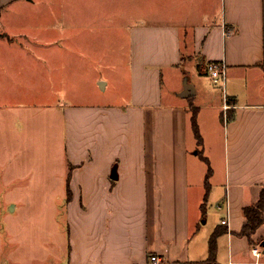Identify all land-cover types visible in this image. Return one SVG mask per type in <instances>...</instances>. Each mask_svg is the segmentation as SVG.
<instances>
[{
  "label": "crops",
  "instance_id": "crops-1",
  "mask_svg": "<svg viewBox=\"0 0 264 264\" xmlns=\"http://www.w3.org/2000/svg\"><path fill=\"white\" fill-rule=\"evenodd\" d=\"M201 2L197 15L175 6L134 22L130 103L63 107L69 130L58 205L67 213L68 239L62 262L54 264H147L152 254L163 264H205L190 237L210 169L208 197L213 185L221 189L215 228L226 229L219 236L228 244L225 264H264V222L254 233L263 252L255 261V241L241 234L244 208L258 202L264 187V0H217L221 14L215 0ZM199 61L204 68L195 69ZM209 61L227 66L222 102L216 87L205 86L213 82ZM180 72L186 76L168 87ZM220 133L218 153L208 139Z\"/></svg>",
  "mask_w": 264,
  "mask_h": 264
},
{
  "label": "rangeland",
  "instance_id": "rangeland-1",
  "mask_svg": "<svg viewBox=\"0 0 264 264\" xmlns=\"http://www.w3.org/2000/svg\"><path fill=\"white\" fill-rule=\"evenodd\" d=\"M214 3L221 14V3ZM175 6L186 16L205 5L201 0H0V264L62 262L68 221L58 197L69 130L63 107L130 103L134 22L149 11ZM173 76L168 87L186 75ZM208 81L205 86L216 87V100L222 102L221 83ZM208 143L219 153L223 133ZM220 190L213 185L190 237L198 257L208 258L210 237L221 221ZM258 239L253 235L251 248L262 246ZM218 241L217 261L225 264L228 244L222 237Z\"/></svg>",
  "mask_w": 264,
  "mask_h": 264
},
{
  "label": "trees",
  "instance_id": "trees-1",
  "mask_svg": "<svg viewBox=\"0 0 264 264\" xmlns=\"http://www.w3.org/2000/svg\"><path fill=\"white\" fill-rule=\"evenodd\" d=\"M0 15H1V11H0ZM193 125H194V129H195L197 138H198L200 144H202L203 139H202V136L200 134L199 124H198V121H197V115H196L195 111H194V114H193ZM210 173H211V169L209 170V174L206 177L207 194H206V197H205V201L203 203L204 211H206L205 208H206V204H207L208 194H209V190L211 188L210 181H209ZM71 197H72V193H71V189L69 187L68 188V198H71ZM244 212H245L247 221H246V223L244 225V228H243L241 234L248 236L251 241H254L253 240L254 233H256L258 228L264 222V187L262 189L261 197L258 200V202L256 204L246 206L244 208ZM225 231H226V229L222 228V227H216L215 230L213 231V233H212V235L210 237L209 256L206 259V261H204L205 264H214L215 263L216 257H217L218 238Z\"/></svg>",
  "mask_w": 264,
  "mask_h": 264
},
{
  "label": "built area",
  "instance_id": "built-area-1",
  "mask_svg": "<svg viewBox=\"0 0 264 264\" xmlns=\"http://www.w3.org/2000/svg\"><path fill=\"white\" fill-rule=\"evenodd\" d=\"M228 33L231 34L232 31L228 30ZM208 72L210 73L213 81L215 83H221L223 86L226 80V74H227V66L224 61H209L207 64ZM218 208H222V204H218ZM226 219H222V223H226ZM253 253L260 257L262 255V251L258 249V247H254L252 249ZM151 262L149 263H155L159 264L162 261V258L158 254H152L151 255Z\"/></svg>",
  "mask_w": 264,
  "mask_h": 264
},
{
  "label": "water",
  "instance_id": "water-1",
  "mask_svg": "<svg viewBox=\"0 0 264 264\" xmlns=\"http://www.w3.org/2000/svg\"><path fill=\"white\" fill-rule=\"evenodd\" d=\"M101 83L103 84V86H104V82L103 81H101Z\"/></svg>",
  "mask_w": 264,
  "mask_h": 264
}]
</instances>
